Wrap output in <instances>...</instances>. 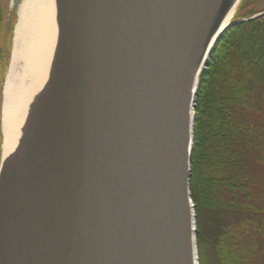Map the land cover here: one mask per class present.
<instances>
[{
	"label": "water",
	"instance_id": "obj_1",
	"mask_svg": "<svg viewBox=\"0 0 264 264\" xmlns=\"http://www.w3.org/2000/svg\"><path fill=\"white\" fill-rule=\"evenodd\" d=\"M230 1L58 0L42 169L0 238V264H199L195 99L218 39L243 22L203 59Z\"/></svg>",
	"mask_w": 264,
	"mask_h": 264
},
{
	"label": "trees",
	"instance_id": "obj_2",
	"mask_svg": "<svg viewBox=\"0 0 264 264\" xmlns=\"http://www.w3.org/2000/svg\"><path fill=\"white\" fill-rule=\"evenodd\" d=\"M190 188L199 264H264V16L231 25L199 77Z\"/></svg>",
	"mask_w": 264,
	"mask_h": 264
},
{
	"label": "bare ground",
	"instance_id": "obj_3",
	"mask_svg": "<svg viewBox=\"0 0 264 264\" xmlns=\"http://www.w3.org/2000/svg\"><path fill=\"white\" fill-rule=\"evenodd\" d=\"M241 2L231 0L223 19L210 28L203 59L233 21ZM58 17V0H23L19 6L1 109L0 238L10 225L31 177L35 180L40 177L39 156L45 140L42 129L49 121L59 70ZM189 121L191 124L192 114Z\"/></svg>",
	"mask_w": 264,
	"mask_h": 264
},
{
	"label": "rangeland",
	"instance_id": "obj_4",
	"mask_svg": "<svg viewBox=\"0 0 264 264\" xmlns=\"http://www.w3.org/2000/svg\"><path fill=\"white\" fill-rule=\"evenodd\" d=\"M22 2L23 0H4L1 3V6H2L1 11H3L5 15L4 21H3L4 22L3 25L5 29L4 31L6 32L5 37H6V41L7 40L9 41L8 42L9 48L6 52V54H8V57H9L8 58L9 62L4 68L3 75L0 76V135H1L0 167H1L2 156H3L2 133H1V109H2V104H3V91H4L6 76H7L10 64H11L12 53H13L14 32H15V28L19 20V6L20 4H22ZM262 13H264V0H242L235 17L233 18V21L235 20L236 17L240 18L239 21H248L250 19H254L253 17H255L256 15H259Z\"/></svg>",
	"mask_w": 264,
	"mask_h": 264
},
{
	"label": "flooded vegetation",
	"instance_id": "obj_5",
	"mask_svg": "<svg viewBox=\"0 0 264 264\" xmlns=\"http://www.w3.org/2000/svg\"><path fill=\"white\" fill-rule=\"evenodd\" d=\"M4 0H0V21L2 19V15H3V12L1 11L2 9V6H1V3L3 2ZM9 21V20H8Z\"/></svg>",
	"mask_w": 264,
	"mask_h": 264
}]
</instances>
